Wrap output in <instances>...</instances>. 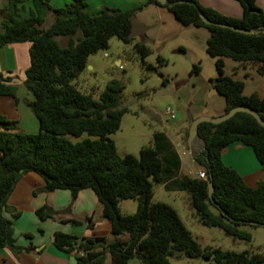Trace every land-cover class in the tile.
<instances>
[{"label": "trees", "instance_id": "obj_1", "mask_svg": "<svg viewBox=\"0 0 264 264\" xmlns=\"http://www.w3.org/2000/svg\"><path fill=\"white\" fill-rule=\"evenodd\" d=\"M25 1H7L0 47L7 43H31V63L24 85L34 95L27 104L39 120V131H20L16 120L0 113V249L20 250L13 221L5 212L20 214L9 206L8 200L20 178L33 171L45 179L46 190L71 191L72 202L66 210H70L81 190L91 188L103 205L105 217L111 221L112 232L121 236L109 241L104 236L80 239L55 232V246L63 251H78V264H103L108 254L112 264H127L134 257L146 264H171L173 256L211 259L216 264H257L264 260L262 253L202 245L174 206L154 198L155 183L163 184L168 191L185 192L201 224L251 240L252 233L243 227H256L252 221L264 223V181L257 187L249 186L237 170L224 163L222 154L230 144L240 142L250 146L264 166V126L252 114L237 112L219 124L202 122L198 129L205 148L194 156V161L213 178V199L229 217L236 219L232 221L211 199L207 179L181 173L180 155L164 132L156 131L152 143L142 146L138 156L120 155L110 135L130 112V106L123 105L125 82L109 81L98 99L73 83L86 69L90 55L108 49L114 36L133 45L145 69L157 70V66L146 61L151 48L136 41L133 35L135 12L147 4H157L171 11L185 26H203L211 31L207 50L216 59L217 69L211 84L225 96L226 113L246 106L264 119V98L244 95L243 81L227 75L224 69V57H228L237 62H254L264 71V33L246 34L215 24L264 29V11L256 0H238L244 8L242 17L226 16L204 7L198 0H148L127 10L105 6L97 14L86 10L88 0H71L60 8H53L51 0H32L34 10L24 17L20 4ZM50 12H54V22L43 28ZM201 12L211 24L203 21ZM58 37H67V43L62 44ZM157 61L162 66L167 59L159 55ZM200 71L201 66L195 64L190 74ZM2 80L10 79L0 73V95L15 96L16 87ZM84 133L89 137L81 141L69 138ZM130 198L138 200L137 210L124 214L120 201ZM60 212L45 205L36 213L47 219Z\"/></svg>", "mask_w": 264, "mask_h": 264}, {"label": "crops", "instance_id": "obj_2", "mask_svg": "<svg viewBox=\"0 0 264 264\" xmlns=\"http://www.w3.org/2000/svg\"><path fill=\"white\" fill-rule=\"evenodd\" d=\"M7 1L0 0V33L4 31ZM147 1L88 0L86 10L91 14H97L105 6L127 10L146 4ZM198 1L204 7L213 8L226 16L242 17L244 14V8L238 0ZM70 2L71 0H51V5L53 8H60ZM256 3L264 11V0H256ZM33 10L32 0L20 4V12L24 17L29 16ZM54 18V12H50L42 27L51 26ZM133 35L136 41H142L151 48L150 56H154L156 62L154 64L148 58L146 61L157 66L159 82L163 86H169L171 83L169 78L175 80L176 93L187 109L181 126L168 127L162 122L160 125H154L151 132L143 131L141 136H147L152 143L156 131L164 132L180 155L181 173L194 176V156L203 150V141L197 140L190 147L187 130L192 121L199 116H220L226 113L225 96L216 91L211 84V79L217 76L216 59L207 50L211 31L203 26H185L167 8L147 4L134 14ZM30 47V42L7 43L0 47V73L10 79L1 82L16 87L15 96L0 95V113L16 120L18 130L36 133L39 131V120L27 104L28 100L34 99V95L24 85L25 73L31 63ZM159 55L167 59L165 65L158 64ZM117 62L121 63V60L117 59ZM171 62L175 71L166 74L162 67L168 66ZM224 62L226 74L243 81L244 95L257 94L264 98V71L260 69L259 64L250 61L237 62L228 57H224ZM195 64L201 66V71L191 75L190 71ZM181 68L183 70H180ZM151 110L155 115L159 114L156 106H151ZM177 118H181L179 113ZM222 158L226 165L242 175L249 186L257 187L264 181V166L250 146L240 142L232 143L224 149ZM198 168L204 171L201 166ZM45 185V179L33 171L24 174L16 184L8 204L12 209L20 211V214L14 216L10 211H6L5 215L13 221L14 237L20 250L14 252L9 247L0 249V264H78V251H63L55 246L54 234L58 231L80 239L104 236L113 241L121 237L112 232L111 221L105 217L103 205L91 188L81 190L70 210H66L72 202L71 191L68 189L48 191ZM177 192L182 194L186 217L190 223L200 224L188 195L182 191ZM45 205L61 212L55 218L42 219L36 212ZM176 210L181 216L179 210L177 208ZM181 218L188 227L187 222L182 216ZM72 219L79 220L80 223L70 222ZM103 264H112L110 254ZM127 264L146 263L134 257Z\"/></svg>", "mask_w": 264, "mask_h": 264}, {"label": "rangeland", "instance_id": "obj_3", "mask_svg": "<svg viewBox=\"0 0 264 264\" xmlns=\"http://www.w3.org/2000/svg\"><path fill=\"white\" fill-rule=\"evenodd\" d=\"M58 39L62 44L67 43V37H58ZM147 58L155 64L156 59L154 56L149 55ZM117 59H120L121 63H118ZM88 60L89 64L84 72L73 82L78 89L90 93L94 98L98 99L107 83L113 79H118L126 84L124 92L126 100L131 99L133 101L130 105V112L123 116L120 128L110 135V138L115 141L121 156L128 153L138 156L142 146L151 144L149 138L147 136L143 137L141 134L143 131L151 132L154 125H160L163 122L168 127L177 128L184 123V114L187 109L186 106L182 105L176 93L175 80L170 77V85L163 86L159 82L160 74L156 70H147L143 67L142 61L134 51L132 44H126L120 38L114 36L110 39L108 49H103L90 55ZM162 68L166 74H171L175 71L172 62ZM180 70H183V68ZM140 94L146 95L138 96ZM134 97H136V100ZM151 106L158 108V115L154 114ZM167 107H170L175 112V118H171L166 113ZM178 113L181 118H177ZM20 129L23 130L21 127ZM87 137H89L87 133L81 136H69L73 142L81 141ZM154 189L155 200L167 202L177 208L195 238L202 245L238 252L248 251L250 254H264V226L243 227L252 233V239L246 240L229 235L220 227L205 226L201 223L193 225L186 217L183 197L180 192L168 191L160 183H155ZM137 206L138 200L135 198L120 201V208L124 214L135 213ZM171 264L216 263L211 259L205 258L173 256L171 257Z\"/></svg>", "mask_w": 264, "mask_h": 264}, {"label": "water", "instance_id": "obj_4", "mask_svg": "<svg viewBox=\"0 0 264 264\" xmlns=\"http://www.w3.org/2000/svg\"><path fill=\"white\" fill-rule=\"evenodd\" d=\"M161 3H166L167 0H159ZM201 17L203 19V21L207 24H211L212 21L206 16L205 13L201 12ZM216 25H220V26H223V27H229L235 31H239V32H242V33H246V34H255V33H259V32H263L264 33V29H258V30H255V29H244V28H241V27H238V26H235V25H228V24H222V23H215ZM134 99L136 100V97H134ZM133 103V101L131 99H127L124 101L123 105L124 106H130L131 104ZM237 112H247V113H250L252 114L257 120L258 122L264 126V119L261 117V115L254 109L250 108V107H246V106H238V107H235L233 109H231L229 112L227 113H224L223 115H220V116H208V115H202V116H199L197 118H195L191 125H190V128H189V134H188V144L190 147H192L197 140H202V138L199 136V124L202 123V122H211V123H214V124H219L231 117H233ZM205 148V142L203 141V149ZM198 154V153H196ZM193 166H194V169H195V175L194 176H197V174L200 172V169L198 168V166L196 165L195 161H193ZM206 179L208 180L209 182V195L211 197V199L213 200V202L222 210L221 206L219 204H217L215 202V200L213 199V193H214V190H215V186H214V182H213V178L212 177H206ZM222 213L229 217L228 213L225 211V210H222ZM232 221H236L235 218H232V217H229ZM251 224H254V225H257V226H264V223H260V222H255V221H252L250 222ZM257 264H264V260L260 261L259 263Z\"/></svg>", "mask_w": 264, "mask_h": 264}, {"label": "built area", "instance_id": "obj_5", "mask_svg": "<svg viewBox=\"0 0 264 264\" xmlns=\"http://www.w3.org/2000/svg\"><path fill=\"white\" fill-rule=\"evenodd\" d=\"M106 56H108V54H106ZM166 113L169 114L171 118H175V117H176L175 112H174L170 107H167V109H166ZM197 177L205 178V179H206L207 175L205 174L204 171H200V172L197 174Z\"/></svg>", "mask_w": 264, "mask_h": 264}]
</instances>
